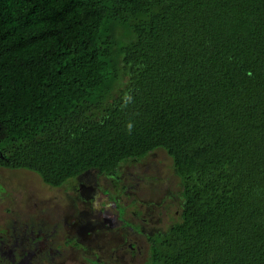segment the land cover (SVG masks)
Returning <instances> with one entry per match:
<instances>
[{
	"label": "trees",
	"instance_id": "16d2710c",
	"mask_svg": "<svg viewBox=\"0 0 264 264\" xmlns=\"http://www.w3.org/2000/svg\"><path fill=\"white\" fill-rule=\"evenodd\" d=\"M159 149L182 212L144 264H264V0H0V167Z\"/></svg>",
	"mask_w": 264,
	"mask_h": 264
},
{
	"label": "rangeland",
	"instance_id": "374dc122",
	"mask_svg": "<svg viewBox=\"0 0 264 264\" xmlns=\"http://www.w3.org/2000/svg\"><path fill=\"white\" fill-rule=\"evenodd\" d=\"M95 173L92 174L97 175ZM97 176L100 186L121 196L125 207L118 208L121 220L127 210L126 218L135 223L105 230L102 234L105 238H94L86 250L71 248L65 245L62 232L65 227L58 218L59 209H64L76 193L72 188L76 184L73 179L62 186H52L34 171L0 167V238H6L14 230L20 233L24 227L25 230L33 228L36 234L42 223L46 227L44 232L51 233L59 221L56 238H48L44 244L54 252L60 247L58 253L51 258L43 255L46 252H37L33 264H144L151 245L150 236L167 230L180 219L182 212L180 182L174 173L172 158L159 149L131 165L119 179L105 174ZM123 180L131 186L128 191L121 190ZM131 243L134 248L130 247ZM0 252L9 260L7 253ZM28 257L32 261V257Z\"/></svg>",
	"mask_w": 264,
	"mask_h": 264
},
{
	"label": "flooded vegetation",
	"instance_id": "af4514ba",
	"mask_svg": "<svg viewBox=\"0 0 264 264\" xmlns=\"http://www.w3.org/2000/svg\"><path fill=\"white\" fill-rule=\"evenodd\" d=\"M142 160L136 162H133L135 161L133 160L131 163H124L120 168V175H105L119 179L123 172L131 167V165L134 166L135 163H140ZM95 171L97 175H101L97 170H88L72 178L76 183L72 186L76 190V193L69 198L68 204L64 209H59L60 218L58 220L61 219L65 227L62 228V232L65 233V245H69L71 248L81 247L86 250L88 243L92 242L94 238L96 240H98L97 238H105L102 235L105 230L118 226L125 228L128 227L130 222L135 223L126 218L125 214L127 210L123 213L124 220H121L118 210L120 205L124 207L120 201L121 196L100 186L98 176L92 174ZM123 183L124 185H122L121 190L128 191L131 186H128L124 180ZM115 186L117 187V185ZM58 224L55 225L51 233L44 232L46 227L42 223V227L37 230L36 234L33 228L31 230L29 228L25 230L24 227L20 233L14 230L6 238H0L2 242L0 244V251L3 250V253H7L9 257V260H6L8 258L3 257L0 252L1 264H33V256L37 252H46L43 255L54 258L52 254L57 252L60 247L54 252L52 247H45L44 244L48 238H56V231H60ZM130 247L134 248V245L131 243ZM31 248L32 251L29 252ZM29 255L32 257V261L29 260ZM98 262L99 260L96 263Z\"/></svg>",
	"mask_w": 264,
	"mask_h": 264
}]
</instances>
